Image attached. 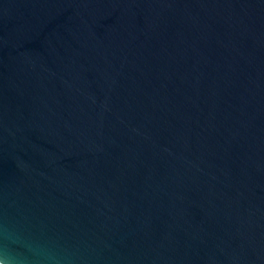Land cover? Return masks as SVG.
I'll return each instance as SVG.
<instances>
[{"label":"water","instance_id":"water-1","mask_svg":"<svg viewBox=\"0 0 264 264\" xmlns=\"http://www.w3.org/2000/svg\"><path fill=\"white\" fill-rule=\"evenodd\" d=\"M0 260L264 264V0H0Z\"/></svg>","mask_w":264,"mask_h":264},{"label":"clouds","instance_id":"clouds-1","mask_svg":"<svg viewBox=\"0 0 264 264\" xmlns=\"http://www.w3.org/2000/svg\"><path fill=\"white\" fill-rule=\"evenodd\" d=\"M0 264H5V261L4 260H0Z\"/></svg>","mask_w":264,"mask_h":264}]
</instances>
